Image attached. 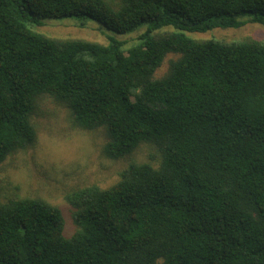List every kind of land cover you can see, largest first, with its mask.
Here are the masks:
<instances>
[{"label": "trees", "instance_id": "16d2710c", "mask_svg": "<svg viewBox=\"0 0 264 264\" xmlns=\"http://www.w3.org/2000/svg\"><path fill=\"white\" fill-rule=\"evenodd\" d=\"M68 18L143 31L129 47L34 31ZM246 23L264 26V0H0V165L34 146L44 98L129 160L65 194L71 236L59 206L1 201L0 264H264V42L184 35Z\"/></svg>", "mask_w": 264, "mask_h": 264}, {"label": "rangeland", "instance_id": "374dc122", "mask_svg": "<svg viewBox=\"0 0 264 264\" xmlns=\"http://www.w3.org/2000/svg\"><path fill=\"white\" fill-rule=\"evenodd\" d=\"M35 32L54 39H81L105 45L114 38L134 44L137 33L117 35L92 20L68 18L45 19ZM172 32L164 28L159 32ZM158 35V34H154ZM192 40H215L225 43L253 40L264 42V26L246 23L238 29H213L204 33H184ZM174 58V56H168ZM167 57V58H168ZM166 61L156 72L159 78L166 72ZM36 142L25 152L8 157L0 165V202L10 198H39L59 206L64 213V234L71 236L73 225L65 194L90 185L108 187L117 180L129 160L110 161L101 154L106 137L102 130L92 132L73 129L64 107L44 98L34 118ZM147 148L136 152L133 160L144 162Z\"/></svg>", "mask_w": 264, "mask_h": 264}]
</instances>
